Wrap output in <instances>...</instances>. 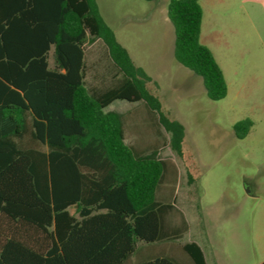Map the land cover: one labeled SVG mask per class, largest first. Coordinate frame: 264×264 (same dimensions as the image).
Masks as SVG:
<instances>
[{
    "label": "trees",
    "instance_id": "trees-1",
    "mask_svg": "<svg viewBox=\"0 0 264 264\" xmlns=\"http://www.w3.org/2000/svg\"><path fill=\"white\" fill-rule=\"evenodd\" d=\"M167 16L175 60L201 78L209 100L225 98L223 73L200 42V0H170ZM95 41L119 79L92 92L84 47ZM150 81L95 0H0V216L9 223L0 232V264H125L139 243L180 238L184 224L172 226V206L155 200L164 162L137 155L124 142L120 116L105 111L115 101L143 102L182 157L184 127L163 114ZM252 125L237 122L235 137L245 138ZM182 250L206 264L198 244Z\"/></svg>",
    "mask_w": 264,
    "mask_h": 264
},
{
    "label": "rangeland",
    "instance_id": "rangeland-1",
    "mask_svg": "<svg viewBox=\"0 0 264 264\" xmlns=\"http://www.w3.org/2000/svg\"><path fill=\"white\" fill-rule=\"evenodd\" d=\"M95 1L117 42L150 78L147 89L163 114L184 127L179 157L143 102L115 101L105 109L120 116L124 142L137 155L155 153L164 162L155 200L172 206V226H185L177 240L139 245L138 252L170 253L190 264L182 245L194 242L207 264L264 263V0H200V42L227 85L226 97L215 102L201 78L174 58L170 0ZM84 49L85 86L113 87L119 75L104 45L88 42ZM244 119L253 125L239 140L233 126ZM8 227L0 216V232Z\"/></svg>",
    "mask_w": 264,
    "mask_h": 264
},
{
    "label": "crops",
    "instance_id": "crops-1",
    "mask_svg": "<svg viewBox=\"0 0 264 264\" xmlns=\"http://www.w3.org/2000/svg\"><path fill=\"white\" fill-rule=\"evenodd\" d=\"M139 245L145 246L142 243L137 244V250L132 255H130V257L128 258V260L126 261L125 264H142V263L147 262V261H152L154 259L164 258V257L173 260L176 264H180L179 260L170 253H165V254H163V253L147 254V253H141V252L139 253L138 252ZM204 258H205V256H204ZM205 262H206V259H205ZM190 264H193V263L191 262ZM206 264H207V262H206Z\"/></svg>",
    "mask_w": 264,
    "mask_h": 264
}]
</instances>
